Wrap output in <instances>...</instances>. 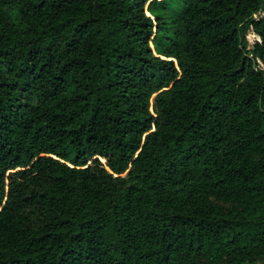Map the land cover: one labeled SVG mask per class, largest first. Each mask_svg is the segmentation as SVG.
<instances>
[{
	"label": "trees",
	"instance_id": "obj_1",
	"mask_svg": "<svg viewBox=\"0 0 264 264\" xmlns=\"http://www.w3.org/2000/svg\"><path fill=\"white\" fill-rule=\"evenodd\" d=\"M0 264H264V0H0Z\"/></svg>",
	"mask_w": 264,
	"mask_h": 264
},
{
	"label": "rangeland",
	"instance_id": "obj_2",
	"mask_svg": "<svg viewBox=\"0 0 264 264\" xmlns=\"http://www.w3.org/2000/svg\"><path fill=\"white\" fill-rule=\"evenodd\" d=\"M246 39H247V42L249 45H251L254 41L257 40L256 36L254 34H252L251 32L247 33Z\"/></svg>",
	"mask_w": 264,
	"mask_h": 264
},
{
	"label": "water",
	"instance_id": "obj_3",
	"mask_svg": "<svg viewBox=\"0 0 264 264\" xmlns=\"http://www.w3.org/2000/svg\"><path fill=\"white\" fill-rule=\"evenodd\" d=\"M102 163H104L102 160H101Z\"/></svg>",
	"mask_w": 264,
	"mask_h": 264
}]
</instances>
